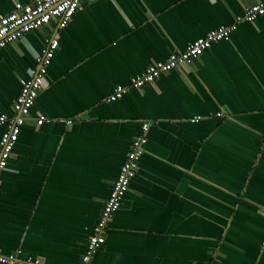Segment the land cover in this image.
<instances>
[{
    "label": "crops",
    "instance_id": "obj_1",
    "mask_svg": "<svg viewBox=\"0 0 264 264\" xmlns=\"http://www.w3.org/2000/svg\"><path fill=\"white\" fill-rule=\"evenodd\" d=\"M30 1L0 0V16ZM258 1L89 0L64 28L54 20L1 49L0 115L11 116L34 54L59 43L0 176V254L79 264L147 122L94 264H264V15L108 100ZM39 116L50 122L36 125Z\"/></svg>",
    "mask_w": 264,
    "mask_h": 264
},
{
    "label": "built area",
    "instance_id": "obj_2",
    "mask_svg": "<svg viewBox=\"0 0 264 264\" xmlns=\"http://www.w3.org/2000/svg\"><path fill=\"white\" fill-rule=\"evenodd\" d=\"M89 0H31L29 3H16L13 10L0 16V50L9 44L22 40L23 37L36 29L45 27L57 20L58 29L64 28L81 8L83 2ZM264 15V0L247 7L241 15L234 18L229 25H222L209 31L190 43L186 49L179 53H172L165 61L150 64L139 75L130 79L128 85L115 87L109 101L120 99L130 88L141 89L146 84L153 82L161 74L167 73L182 65L189 64L198 59L202 53L213 44L229 39L241 22L254 23L256 19ZM58 40L55 37L48 38L41 52L34 54L36 67L29 69L28 78L21 80L20 91L13 105L11 116L0 115V125L4 130L0 136V176L6 170L14 145L17 143L21 128L30 117V111L40 91L46 85L47 69L52 57L58 49ZM198 120V118L193 121ZM50 122L44 116L36 119V125ZM151 123H143L140 132L133 139L126 159L113 184L109 198L105 201L100 217L93 233L88 238L86 248L81 256L79 264H94V258L101 250L106 239L107 225L113 215L119 210L122 200L129 190V186L137 174L139 161L144 154V146L147 142V132ZM0 264H42L38 259H19L17 254H0Z\"/></svg>",
    "mask_w": 264,
    "mask_h": 264
},
{
    "label": "water",
    "instance_id": "obj_3",
    "mask_svg": "<svg viewBox=\"0 0 264 264\" xmlns=\"http://www.w3.org/2000/svg\"><path fill=\"white\" fill-rule=\"evenodd\" d=\"M46 27H48V28H53V27H54V23L51 22V23H49L48 25H46Z\"/></svg>",
    "mask_w": 264,
    "mask_h": 264
}]
</instances>
